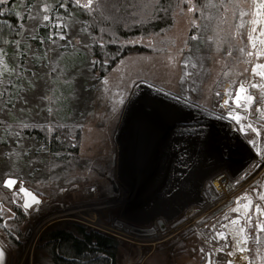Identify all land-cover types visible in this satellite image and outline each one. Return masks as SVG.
Masks as SVG:
<instances>
[{"label": "rangeland", "instance_id": "rangeland-1", "mask_svg": "<svg viewBox=\"0 0 264 264\" xmlns=\"http://www.w3.org/2000/svg\"><path fill=\"white\" fill-rule=\"evenodd\" d=\"M85 2L81 0V4ZM258 2L178 0L166 31L121 39L102 35L98 49L87 41L90 35H79L73 30L70 36L77 43L71 44L67 53L68 36L59 35L52 44L47 64L36 70L27 68L33 78L27 81L11 108L6 107L3 97L11 81L14 59L9 60L5 48L0 47L3 51L0 122L13 125L22 122L48 131L66 126L55 130L61 131L63 140L66 137L70 144L66 151L56 154L63 163L48 162L50 158L44 152L27 154L28 141L18 137L14 129L7 148L0 147V208L4 209L0 215V246L5 249L6 264H48L46 252L42 251L46 235L57 229L69 231L73 226L113 238L117 242L116 264H204L207 252L215 260L218 255L231 259L229 241L237 236L246 241L243 264H264V229L258 223H264V76L258 74L261 69L252 71L254 65L264 64V56L255 55L264 48L260 43L264 40L260 31L264 29V17L254 15ZM193 4L195 8L188 11ZM31 14L25 32L28 35L44 23L43 16L47 15L41 6ZM250 33L256 37V48L249 42ZM108 46L114 48L112 53L106 52ZM240 84L253 97L242 103L244 108L233 103ZM134 96L135 105L153 99L163 110L182 113L183 117L176 119L168 130L170 133L185 130L190 124L194 127L196 122H209L210 126L197 125L211 131L209 155L215 156V148L216 154L219 155L220 149L224 157L221 162L213 161L219 165L212 173L228 169L231 174L238 169L234 172L233 189L221 195L205 181L212 173L201 180V172L189 180L192 195L180 208L170 212L154 210L163 203L161 199L169 181L175 182L179 178L177 172H181V167L176 168L170 175L174 169L167 161L169 154L160 148L151 153L157 163L152 171L155 177L146 184L145 196L136 206L134 202L140 200L137 188H130L128 182L116 176L118 153L113 139L123 110ZM221 99H228L229 107L240 113L239 123L219 118L227 113ZM227 122L239 124L245 131L238 128L240 136H236L231 126H226ZM249 124L259 132L248 129ZM215 127L226 133L217 134ZM228 133L236 136V140L230 142ZM243 145L244 155L240 150ZM161 156L166 160L162 161ZM244 157L249 158L241 167L239 162ZM22 158L27 159L20 170L16 164ZM212 158L203 161L198 169L211 164ZM133 159L134 156L130 157L132 165ZM9 174L19 181L12 191L2 183ZM132 182L133 187L135 181ZM199 184H202L199 190L213 203L209 207L202 205ZM21 185L38 195L41 204L25 210L19 192ZM257 205L262 211H257ZM78 209H94L92 214L96 217L91 220L74 215L60 217ZM156 221H161L165 229ZM117 222L140 230H152L151 224L155 222L163 238L156 240L152 237L154 233L139 235L131 229L125 232V227ZM221 232L223 236L219 235ZM31 237H35L33 245Z\"/></svg>", "mask_w": 264, "mask_h": 264}, {"label": "trees", "instance_id": "trees-1", "mask_svg": "<svg viewBox=\"0 0 264 264\" xmlns=\"http://www.w3.org/2000/svg\"><path fill=\"white\" fill-rule=\"evenodd\" d=\"M176 1L97 0L90 11L78 6L75 0H9L0 5V47L5 48L9 60H15L8 91L3 97L6 107H13L27 81L33 78L27 68L31 66L36 70L47 64L52 44L61 33L68 36L67 53L71 44L77 43L75 37L70 36L73 30L79 35H90L87 41L93 49H98V39L102 35L121 39L129 35L161 34L171 26ZM44 3L50 5V11L46 12L50 20L37 25L32 34H26L29 14ZM106 49L107 53L114 50L112 46ZM34 128L30 124L21 127L19 123L0 122V147L7 148L8 138L14 129L18 137L23 136L28 141L30 147L27 154L33 152L40 155L44 152L45 157L50 158L48 162L63 163V159L57 158L56 154L66 151V146L70 144L66 137L63 140L61 131L56 130L66 126H55L54 131ZM26 159L17 162L18 169L21 170ZM43 162L47 159L44 158ZM45 241L42 251L46 252L48 264H116L117 242L109 236L87 232L80 226H73L69 231L54 230L46 235Z\"/></svg>", "mask_w": 264, "mask_h": 264}, {"label": "bare ground", "instance_id": "bare-ground-1", "mask_svg": "<svg viewBox=\"0 0 264 264\" xmlns=\"http://www.w3.org/2000/svg\"><path fill=\"white\" fill-rule=\"evenodd\" d=\"M246 95H248L247 90H246ZM137 97L134 96L126 104L122 113L118 130L116 131L115 136L113 138L114 142L116 143L115 148L118 153L117 162H116L118 166V171H116L117 172L116 176L118 178L121 177L124 181L128 182L130 188H134V189L137 188L136 193L139 196L138 198H140V200L137 199V202H134L135 205L137 206L139 203L142 202L141 198L145 196L147 185L150 184V181L151 182L153 181L152 180L154 178V173L152 172L153 169L157 168L156 167L157 163H155V160L153 161L154 154L152 155L151 153L154 152L153 150L160 148L166 150L165 152L168 151L169 156L167 157V161L169 164L175 163L179 166L182 164V166L185 167L183 173H180V171L179 173L177 172L179 178H176L175 182L170 183L169 181V184H167L168 187L166 186L167 192H163L164 194L161 199L164 200L163 203H159V206L154 208V210L169 209L168 211L170 212L173 211L174 208H180L183 202L186 203V201H188L191 198L192 188L191 186L188 185L189 180L193 179L195 175H199V173L201 172H203V174H205L206 172L207 174L212 173V171L214 170L212 168H215L216 166L219 165V164L215 165L213 161L215 160V163L221 162L224 157L221 154L222 152L220 151V149L219 150L217 149L219 155L216 154L215 148H214L215 152L214 151L211 152V154L213 152L215 154V156L213 154L214 159L212 158L211 155H209L208 149H210L211 146L209 130L195 126V128H188V131L184 132L183 134L180 133L177 135V134H173V132L170 133L168 130L173 125V122L176 119L183 117L182 113L177 112L176 110L175 111L163 110L161 106L157 105L158 102L157 101L154 102L153 99H147L146 102L144 103L141 102L140 105L139 104L135 105L134 102L135 99H137ZM242 103L243 102H241L240 107L244 108V105H242ZM226 124H227L226 126L228 127L231 126L236 136L237 135L240 136L238 130V128H240L239 124L235 125L230 122H227ZM215 131L217 134H220L221 136L222 134H224V132L226 133L225 130L220 129L219 127L217 128L215 127ZM227 136L230 142L236 140L235 138L236 136L231 135L230 133H228ZM240 150L242 151V155H244L246 152L244 145L243 147L240 148ZM146 151H148L147 154H145ZM132 155L134 156L133 160L135 162L133 163V165L130 163V157L133 158ZM211 158H212L211 160L212 168L211 167H210L211 169L208 168L205 172L204 170L200 171L199 170L200 168L198 169L199 165H201L203 161ZM248 158L246 159L244 157V159H242L241 162H239V165L242 167V165H244L245 162H247ZM233 168L235 169L236 166L234 165ZM236 170L232 171L230 175L235 176L234 172H236ZM205 179H207V177ZM133 180L135 182L139 180L138 185L137 183L134 182V186L132 187ZM218 180L220 181L215 180L216 185L218 186L226 182V178L224 179L221 178ZM114 191H116V188H114ZM199 192H198L199 194L202 193L201 190H199ZM202 194H201V198H203V202H202L203 204L202 203L201 204L206 205V207L212 205L213 203L209 200L205 192H203ZM165 202H167V204H165ZM92 213H94V209H78L74 211H69L66 214H62L60 215V217L62 216L63 218H67L69 215H74L77 217L91 220L95 215V214L93 215ZM95 217L96 216H94V218ZM156 222H158L159 224V221ZM158 224L155 222L151 224L152 230L154 231L152 237H155L156 240L163 238L162 234L159 233L160 231ZM118 225L121 227H125L124 228L125 232H130V229L131 230L133 229V227H130V225H124L120 223H118ZM39 228L40 226L37 228V230ZM34 240L35 237L30 238L29 240L30 245L34 244ZM229 242H230V247H229L230 249L228 248V252H233L231 256V260L235 264H243L246 261L245 250L240 251L239 253L236 251L241 250V248L244 249L246 247V241L239 240L237 236L234 239L232 238V240H230ZM227 260H229L227 256L218 255L217 259L215 260L211 255V264L215 261H218L220 264H226Z\"/></svg>", "mask_w": 264, "mask_h": 264}, {"label": "snow or ice", "instance_id": "snow-or-ice-1", "mask_svg": "<svg viewBox=\"0 0 264 264\" xmlns=\"http://www.w3.org/2000/svg\"><path fill=\"white\" fill-rule=\"evenodd\" d=\"M7 2H8V0H0V5L5 4ZM75 2H76V4L78 6H82V8L84 10H86V11H90L94 7L93 0H86V2L83 3V4H81V0H75ZM157 2H158V0H157ZM66 6L67 5H61V7H66ZM41 7L44 10V12L50 11V5L47 4V3L42 4ZM194 8H195V5L193 4V5H191L189 7L188 11L191 12ZM256 8L258 9V11L255 12L254 15L257 16V17H264V0H259V2L256 3ZM17 15H19V13H17ZM31 15L32 14L30 13L29 14L30 18H31ZM240 15L243 16L244 13L241 12ZM43 19L45 21H48V20H50V16L44 15L43 16ZM256 22H257L256 20H253V23H256ZM193 23H195V21H193ZM260 31L262 33H264V29H261ZM61 35H62V33H61ZM255 41H256V37H253L252 34L250 33L249 34V42L252 44V47L253 48H256V42ZM260 43L261 44H264V40H260ZM240 50L242 52L244 51L243 48L240 49ZM247 54L248 55H252L251 52H249ZM2 55H3V51L0 50V56H2ZM255 55L257 57L264 56V48L256 51ZM257 69H261V71H259L258 74L260 76H264V64H256V65H254L253 68H252V71L254 73H256L257 72ZM0 75H2V73H0ZM32 87H36V85L33 84ZM0 95H2V93H0ZM217 95H219V93ZM44 99H47V97H44ZM233 99L235 100L236 104L239 106L241 100L251 101L253 99V97L251 95H246L245 94V87H244V85L243 84H240V86H239V88H238L235 96L233 97ZM220 103L227 110L226 115L224 113H222L221 116L219 117L220 119H234L238 123L241 121V115H240V113L239 112H236L234 109H232V108L229 107V100L228 99H221V102ZM21 127H27V125H24L21 122ZM247 128L248 129H252L253 131H256L257 133L259 132V129H253L251 124L247 125ZM240 130L241 131H245V128L244 127H241ZM17 142H19V141H17ZM257 150L259 151V149H257ZM2 183H3V185L6 188L11 189V188H13L14 185H17L19 182H18L17 179H15L13 177V175L9 174L5 178H3ZM19 191L21 193H26L27 196L30 197V201H29V199H25L24 202H23V207H24L25 210H30L35 205L41 203V201H40V199L38 198L37 195L32 194L27 188L23 187L22 185L20 186ZM13 195H15V193ZM256 207H257V211H262L259 205H257ZM9 211H11V210L9 209ZM3 213H4V209L3 208H0V215H2ZM258 223H259V227L262 228V229H264V223H260V222H258ZM241 231H243V229H241ZM219 235L220 236H223L224 233L221 232V233H219ZM245 239H247V237H245ZM243 250L244 249L241 248V251H243ZM229 255H231V253ZM0 264H5V249H3V248H0ZM226 264H234V262L231 259H229V260H227Z\"/></svg>", "mask_w": 264, "mask_h": 264}, {"label": "water", "instance_id": "water-1", "mask_svg": "<svg viewBox=\"0 0 264 264\" xmlns=\"http://www.w3.org/2000/svg\"><path fill=\"white\" fill-rule=\"evenodd\" d=\"M245 94H246V89H245ZM244 101H246V100H241V102H244ZM241 102H240V105H241ZM233 103H234V105L236 106V107H240V105L238 106L237 104H236V102H235V100H233ZM196 114H201L200 112H195ZM199 124H202V125H207V126H210V123L208 122V124H206V122H196V126L197 125H199ZM195 125V124H194ZM187 127V126H186ZM189 128H195V126L194 127H191V124L188 126ZM197 127H199V128H203V127H200V126H197ZM212 127V126H211ZM210 127V128H211ZM184 128V127H183ZM185 129V128H184ZM204 129V128H203ZM206 130H209L208 129V127H206L205 128ZM211 130V129H210ZM188 131V128L187 129H185V130H175L174 131V133L175 134H183L184 132H187ZM173 133V134H174ZM210 135H211V131H210ZM172 138V137H171ZM242 144V143H241ZM166 151V150H165ZM168 153V151L166 152V154ZM164 159L166 160V158H164V156H162V161H164ZM173 165V169L174 170H172L170 173V175H172V173L174 174L175 173V171H176V168H177V170H178V168H180L181 167V172L180 173H183V171L185 170V167L184 166H182V164L179 166V165H177V164H175V163H172L171 164V166ZM163 166V165H162ZM162 166H160V167H162ZM212 164H205V166H201V170H204V172L209 168V169H211L212 167ZM159 167V168H160ZM211 167V168H210ZM213 169V168H212ZM211 171V170H210ZM210 173V172H209ZM155 175V174H154ZM207 175H209V174H207V172L205 173V174H203L202 176H200L201 177V180H203L204 178H206L207 177ZM155 177V176H154ZM16 179V178H15ZM154 179V178H153ZM18 180V179H17ZM19 182V181H18ZM200 183H201V181H200ZM18 185V184H17ZM17 185H14L13 186V188H11V189H9V190H14L15 189V187L17 186ZM5 187V186H4ZM23 187H25V186H23ZM202 187V184H199V186H198V190H199V188H201ZM6 188V187H5ZM26 188V187H25ZM8 189V188H7ZM28 189V188H27ZM29 190V189H28ZM32 194H34V195H36L33 191H31V190H29ZM20 192V191H19ZM165 192H167V191H165ZM199 192V191H198ZM21 193V192H20ZM21 195L23 196V199L25 200V199H29V201H30V197H28L27 196V194L26 193H21ZM38 196V195H37ZM38 198L40 199V201L42 202V199L38 196ZM24 202V201H23ZM41 204V203H40ZM159 225H160V227H161V229H165V227H164V225H163V223L160 221L159 222ZM132 231L134 232V233H137V234H139V235H148V234H152V233H154V231L153 230H140V229H136V228H133L132 229ZM0 248H2L1 246H0ZM6 262H7V255H6V252H5V264H6ZM204 264H211V253L210 252H207L206 253V260H205V263Z\"/></svg>", "mask_w": 264, "mask_h": 264}, {"label": "built area", "instance_id": "built-area-1", "mask_svg": "<svg viewBox=\"0 0 264 264\" xmlns=\"http://www.w3.org/2000/svg\"><path fill=\"white\" fill-rule=\"evenodd\" d=\"M221 178L223 179L226 178V182H224L220 186L216 185V181H220L218 179ZM205 181L207 183L212 184L221 195H227L233 189V186L235 184L234 176L230 175V171L228 169H222L214 174H211L210 177ZM212 264H220V263L218 261H215Z\"/></svg>", "mask_w": 264, "mask_h": 264}]
</instances>
